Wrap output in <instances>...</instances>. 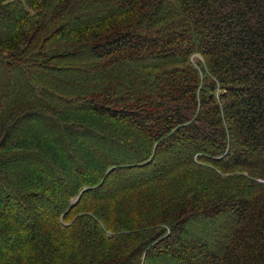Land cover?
Returning a JSON list of instances; mask_svg holds the SVG:
<instances>
[{"label":"trees","instance_id":"obj_1","mask_svg":"<svg viewBox=\"0 0 264 264\" xmlns=\"http://www.w3.org/2000/svg\"><path fill=\"white\" fill-rule=\"evenodd\" d=\"M0 264H264V0H0Z\"/></svg>","mask_w":264,"mask_h":264},{"label":"rangeland","instance_id":"obj_2","mask_svg":"<svg viewBox=\"0 0 264 264\" xmlns=\"http://www.w3.org/2000/svg\"><path fill=\"white\" fill-rule=\"evenodd\" d=\"M85 155H86V153L84 152L83 157H84ZM19 168H20V170H26V169H24V167H22L21 165H20ZM65 181H66V182H70V181H69V178H65Z\"/></svg>","mask_w":264,"mask_h":264}]
</instances>
